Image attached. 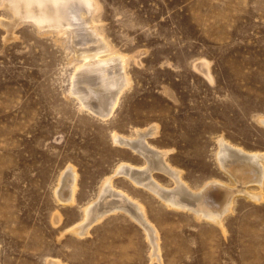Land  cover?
<instances>
[{
	"label": "rangeland",
	"instance_id": "374dc122",
	"mask_svg": "<svg viewBox=\"0 0 264 264\" xmlns=\"http://www.w3.org/2000/svg\"><path fill=\"white\" fill-rule=\"evenodd\" d=\"M98 2L101 32L129 55L130 86L105 118L69 94L71 59L95 37L86 31L87 45L70 48L33 23L13 25L17 16L0 7V264H264V179L245 187L261 198L236 193L219 224L166 205L119 172L123 164L148 169L159 153L193 190L238 188L217 160L218 140L264 155V0ZM141 140L148 158L132 146ZM68 174L73 204L57 193ZM151 177L166 190L176 185L159 168ZM106 179L145 207L158 257L124 205L75 233Z\"/></svg>",
	"mask_w": 264,
	"mask_h": 264
},
{
	"label": "bare ground",
	"instance_id": "6f19581e",
	"mask_svg": "<svg viewBox=\"0 0 264 264\" xmlns=\"http://www.w3.org/2000/svg\"><path fill=\"white\" fill-rule=\"evenodd\" d=\"M1 6L8 7V10L12 11V15H15L14 18L17 16L13 25L23 24V22L33 23L38 27V30L36 29L38 32L43 35L54 32L56 34V39L54 40L70 43V48L71 42H74V40L79 44L82 43V40L83 43L85 40L87 41L88 35H90L87 34L89 31L91 37H95L97 45L93 49H87L79 53V55L76 54L78 55L77 57H72L71 63L74 64V72L70 78L72 85L70 84L69 94L74 95L78 99L81 108L88 109V111L91 110L94 115L99 114L105 118L113 114L120 102L121 95L130 86V78L125 71L129 55L119 53L120 51L116 50L101 32V23L99 24L97 19L101 9L98 0H0ZM85 25L90 26V28L86 30L87 27ZM76 42L74 44L75 47L77 46ZM82 45H85V43ZM72 49L74 50V47ZM114 53H117V55L112 56ZM259 121L264 125V117L260 118ZM140 134L141 136L146 135L144 132ZM222 137L218 140L219 151L217 160L222 166L221 168L233 179L234 184L238 185V188L231 189L217 181L218 183L211 182L204 185L201 189H191L182 180L181 171L168 167V164L165 165V156L163 154L158 153V157L155 155L157 162L149 160L148 154H145L144 150L140 149L143 140L134 142L132 146L136 147V150L148 158L149 168H142V170H138V168L136 170V168L129 167L131 165L122 163L123 165L120 164L119 172L129 177L136 185L138 184L148 188L149 191L151 190L166 205L170 207H185L193 211L199 218L210 219L214 223L222 224L224 217L234 209L235 197L239 195L236 193L247 194L254 199L261 198V191L257 194H252L247 192L245 187L250 182L261 184L264 179V155L247 153L239 149V147L236 148L234 145L227 144ZM125 142L126 139L118 138V144H124ZM156 168L170 174L176 183V185L174 183V188L166 190L152 181L151 172ZM68 176L70 174L64 175L60 179L61 184L57 193L63 200H67L66 203L73 204L77 185L74 181L70 184V188H65L64 185L67 184L66 178ZM111 182V179H106L103 182L99 193V195L101 194L100 199L84 209V217L87 222L84 221L86 224L77 226L75 233L80 236L87 234L90 226L100 221L108 213L122 209L124 205L127 208L129 207L133 214L136 213V220L144 224L150 243L153 246V254L158 257L160 254L158 234L154 230L156 227H152L148 223L149 219L147 221L145 207L137 205L135 202L130 201L131 199L128 197L129 200L124 193L116 191ZM109 196L111 198H108ZM106 198H108L107 201L104 200Z\"/></svg>",
	"mask_w": 264,
	"mask_h": 264
}]
</instances>
